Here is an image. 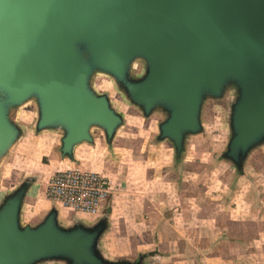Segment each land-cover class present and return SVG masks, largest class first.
<instances>
[{"label":"water","instance_id":"1","mask_svg":"<svg viewBox=\"0 0 264 264\" xmlns=\"http://www.w3.org/2000/svg\"><path fill=\"white\" fill-rule=\"evenodd\" d=\"M138 62L146 73L134 79ZM97 73L146 116L168 114L159 139L171 141L177 157L185 137L201 130L203 100L235 86L224 158L242 171L264 142V0H0V163L21 136L11 112L31 100L37 130L63 133L64 157L94 143V129L111 143L123 118L92 88ZM32 184L0 203V264H130L101 255L107 219L64 227L54 207L23 226Z\"/></svg>","mask_w":264,"mask_h":264},{"label":"rangeland","instance_id":"2","mask_svg":"<svg viewBox=\"0 0 264 264\" xmlns=\"http://www.w3.org/2000/svg\"><path fill=\"white\" fill-rule=\"evenodd\" d=\"M145 73V64L138 62L132 77L140 79ZM91 85L97 94L109 96L123 122L111 143L102 130L94 129L95 142L80 145L93 150L78 153V159L62 155L63 133L37 130L39 109L35 100L11 112L21 136L0 163V203L25 181L33 182L22 210L23 226H36L54 207L64 227L76 223L93 226L107 219L99 243L101 255L112 262L150 264L163 255L158 247L147 248L144 239L150 232L149 223H157L155 207L165 190L171 195L167 212L172 221L175 214L183 219L186 215L199 217L198 204L209 209L221 201L226 206L228 187L232 196L233 187L242 193L253 185L258 189L257 197L264 201V142L248 153L242 171L224 158L232 138V109L238 97L235 86H229L220 98L207 96L203 100L201 130L185 137L184 151L177 157L173 143L159 139L160 125L168 119L165 111L156 109L146 116L108 75L95 74ZM69 168L96 171L111 178L114 189L99 215L77 216L48 199L45 186L51 177ZM261 206L264 209V202L259 203ZM140 245L143 247H137Z\"/></svg>","mask_w":264,"mask_h":264},{"label":"crops","instance_id":"3","mask_svg":"<svg viewBox=\"0 0 264 264\" xmlns=\"http://www.w3.org/2000/svg\"><path fill=\"white\" fill-rule=\"evenodd\" d=\"M90 149L93 150L90 146L77 147L75 158L78 159V153ZM233 189L232 196L229 187L226 191V206L221 201L209 209L198 204L199 217L194 214L193 218L186 215L183 219L175 214L173 221L167 212L170 191L165 190L155 207L157 223H149L150 232L144 239L147 248L158 247L163 255L151 260L150 264H264V209L259 207L264 201L261 196L257 197L258 189L253 185L251 190L242 193Z\"/></svg>","mask_w":264,"mask_h":264},{"label":"built area","instance_id":"4","mask_svg":"<svg viewBox=\"0 0 264 264\" xmlns=\"http://www.w3.org/2000/svg\"><path fill=\"white\" fill-rule=\"evenodd\" d=\"M111 178L96 171L69 168L57 171L48 182V199L64 209L97 216L112 195Z\"/></svg>","mask_w":264,"mask_h":264}]
</instances>
